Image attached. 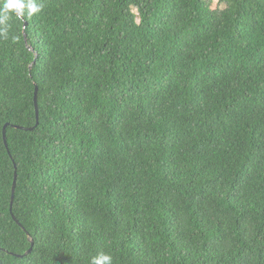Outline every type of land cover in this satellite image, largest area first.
Instances as JSON below:
<instances>
[{"label": "trees", "instance_id": "obj_1", "mask_svg": "<svg viewBox=\"0 0 264 264\" xmlns=\"http://www.w3.org/2000/svg\"><path fill=\"white\" fill-rule=\"evenodd\" d=\"M37 2L0 38V264H264V0Z\"/></svg>", "mask_w": 264, "mask_h": 264}, {"label": "clouds", "instance_id": "obj_2", "mask_svg": "<svg viewBox=\"0 0 264 264\" xmlns=\"http://www.w3.org/2000/svg\"><path fill=\"white\" fill-rule=\"evenodd\" d=\"M43 5L37 0H0V38H9V21L13 18L16 20H26L36 16L42 11ZM13 43L17 37L11 36ZM89 264H113L111 255L100 252L91 257Z\"/></svg>", "mask_w": 264, "mask_h": 264}, {"label": "water", "instance_id": "obj_3", "mask_svg": "<svg viewBox=\"0 0 264 264\" xmlns=\"http://www.w3.org/2000/svg\"><path fill=\"white\" fill-rule=\"evenodd\" d=\"M34 101H35L36 117H37V124H38V119H39L38 88H36ZM25 130H32V128L31 129H25ZM3 137H4V143H5L6 147H8V142H7V137H6V127H5L4 132H3ZM16 184H17V173H15V175H14V182H13V188H12V200L14 199ZM32 246H33V242H32ZM31 252H32V248L26 253V255L31 253Z\"/></svg>", "mask_w": 264, "mask_h": 264}, {"label": "rangeland", "instance_id": "obj_4", "mask_svg": "<svg viewBox=\"0 0 264 264\" xmlns=\"http://www.w3.org/2000/svg\"><path fill=\"white\" fill-rule=\"evenodd\" d=\"M217 2H214L213 5L211 6L213 9L216 8Z\"/></svg>", "mask_w": 264, "mask_h": 264}]
</instances>
